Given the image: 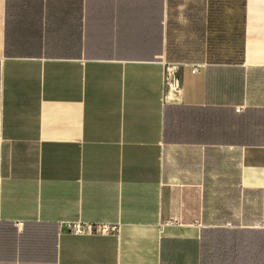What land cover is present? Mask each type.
I'll return each instance as SVG.
<instances>
[{
    "label": "crops",
    "instance_id": "crops-1",
    "mask_svg": "<svg viewBox=\"0 0 264 264\" xmlns=\"http://www.w3.org/2000/svg\"><path fill=\"white\" fill-rule=\"evenodd\" d=\"M263 221L264 0H0V264H264Z\"/></svg>",
    "mask_w": 264,
    "mask_h": 264
},
{
    "label": "built area",
    "instance_id": "built-area-1",
    "mask_svg": "<svg viewBox=\"0 0 264 264\" xmlns=\"http://www.w3.org/2000/svg\"><path fill=\"white\" fill-rule=\"evenodd\" d=\"M168 85L172 90H176L179 87V80L176 78V70L171 65L168 66ZM262 225H264V221ZM59 229L61 232L78 235L93 233L106 235L110 233H116L119 229V226L113 223H93L82 220H68L60 221Z\"/></svg>",
    "mask_w": 264,
    "mask_h": 264
},
{
    "label": "rangeland",
    "instance_id": "rangeland-1",
    "mask_svg": "<svg viewBox=\"0 0 264 264\" xmlns=\"http://www.w3.org/2000/svg\"><path fill=\"white\" fill-rule=\"evenodd\" d=\"M237 45L233 44V47H236Z\"/></svg>",
    "mask_w": 264,
    "mask_h": 264
}]
</instances>
